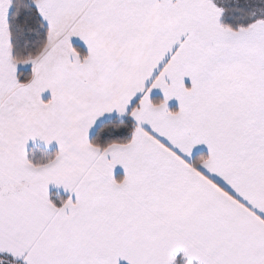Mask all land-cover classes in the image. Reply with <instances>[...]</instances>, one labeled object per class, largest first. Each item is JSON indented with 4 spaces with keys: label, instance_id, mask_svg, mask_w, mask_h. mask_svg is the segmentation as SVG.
Masks as SVG:
<instances>
[{
    "label": "snow or ice",
    "instance_id": "6c2138e0",
    "mask_svg": "<svg viewBox=\"0 0 264 264\" xmlns=\"http://www.w3.org/2000/svg\"><path fill=\"white\" fill-rule=\"evenodd\" d=\"M0 264H264V0H0Z\"/></svg>",
    "mask_w": 264,
    "mask_h": 264
}]
</instances>
